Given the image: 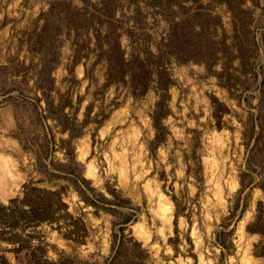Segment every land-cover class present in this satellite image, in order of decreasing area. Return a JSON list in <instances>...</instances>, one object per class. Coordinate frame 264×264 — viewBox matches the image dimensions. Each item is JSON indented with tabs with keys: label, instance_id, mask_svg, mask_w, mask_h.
Instances as JSON below:
<instances>
[{
	"label": "rangeland",
	"instance_id": "rangeland-1",
	"mask_svg": "<svg viewBox=\"0 0 264 264\" xmlns=\"http://www.w3.org/2000/svg\"><path fill=\"white\" fill-rule=\"evenodd\" d=\"M263 31L264 0H0V141L73 217L15 229L0 264H107L120 238L147 264H264Z\"/></svg>",
	"mask_w": 264,
	"mask_h": 264
},
{
	"label": "trees",
	"instance_id": "trees-1",
	"mask_svg": "<svg viewBox=\"0 0 264 264\" xmlns=\"http://www.w3.org/2000/svg\"><path fill=\"white\" fill-rule=\"evenodd\" d=\"M239 11H242V9L239 8ZM263 34H264V31H263ZM239 42L241 43L240 40ZM250 42L251 43H249V47L248 46H246L245 48L238 47L242 53L246 50H249L251 53H253L252 45L254 47L257 44L253 36ZM262 43H264L263 40H262ZM196 44L198 45L199 43L196 42ZM108 46H111L113 48V45L110 43V41H108ZM196 54L197 55L195 56H200L199 58L201 59L199 60H202V61L207 60V58L209 57L215 58L216 56L215 55L216 53L214 51H210L208 53L207 50L202 51V48H200L198 53ZM253 60H254V56L252 57L251 61ZM240 61H243V58L240 59ZM108 63H109L108 65L109 72L107 73L108 76L116 74L115 73L116 67L114 66L125 65L120 55L119 57H116L114 55H110V56L108 55ZM262 72L263 73H262V78L260 81L259 89L261 91V95L264 96V66L262 68ZM138 80L139 81L137 82H141L142 84L143 82H145L144 78L142 77ZM137 82L135 81V87L140 86L139 83ZM146 86L147 85L143 84L142 88L145 89ZM161 88L166 89V87L164 86H162ZM163 98H164V94H161V98L157 100L155 103V109L152 115V121H153L154 127L156 128L155 129L156 138L162 135V131L160 128L161 127L160 120L165 115V110H166L165 108L166 105L164 104ZM248 119H249V124L247 128L249 132V137H248V140H246V142L244 143V145L245 147L249 148L250 157H253L254 151H256L259 148V141L264 135V130H263L264 127L261 126V121L263 120V118H262L261 113H257L255 115H253L252 113H249ZM255 127H257V130H255ZM73 137H75V134H70V140ZM251 139H253V142L250 144ZM64 152L66 154V157L70 160L69 166L70 167L76 166V162L72 161V159L69 158L70 154L72 153L70 148L65 147ZM65 165L67 166V163H65ZM252 165L253 163L248 157L247 166L249 168H252ZM41 166H42V173L45 174V180L51 181V176L58 175L54 170L49 171L44 163H41ZM67 172H68L67 175L71 173V171H67ZM70 181H72V187L77 192V194L82 199H83V196L86 197L87 194L84 191L85 189L83 187L84 183H86V179L79 175H74L73 177L70 178ZM85 197L83 200L87 201ZM67 207H68L67 204L63 201L61 197V191L42 188L38 186L36 182L32 180L25 182L22 185V195L20 197H14L10 199L9 203L6 205L0 204V240L3 239L6 241H10L11 239L17 238L19 236V233L15 232L14 230L18 228H21L23 230L25 226L27 225L28 226L38 225L41 222H46L49 224L57 223L59 222V220L57 219L55 214L58 213L59 211H64L67 217L73 218L71 214L67 211ZM258 220H259L258 216H256V219L254 220V222L251 225H249L247 229L249 231H259V228H258L259 224L257 223ZM6 233H9L10 235L6 237L5 236ZM119 234L122 235L121 229H120ZM114 236L116 237V234H114ZM217 238L219 239V237ZM138 245H139L138 243H135V246L137 247L136 249L138 251H134L126 246V242L123 238H120L116 244V249L112 252V255L109 258L107 264H147L146 258L144 256H140V253H142L144 249H141V248L138 249ZM2 258L3 257H1L0 255L1 260Z\"/></svg>",
	"mask_w": 264,
	"mask_h": 264
},
{
	"label": "crops",
	"instance_id": "crops-1",
	"mask_svg": "<svg viewBox=\"0 0 264 264\" xmlns=\"http://www.w3.org/2000/svg\"><path fill=\"white\" fill-rule=\"evenodd\" d=\"M18 151L12 140L0 141V203L5 204L20 191L25 174L18 170L14 153Z\"/></svg>",
	"mask_w": 264,
	"mask_h": 264
}]
</instances>
